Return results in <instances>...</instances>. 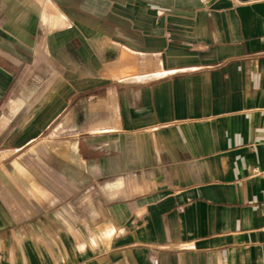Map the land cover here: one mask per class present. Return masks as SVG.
Masks as SVG:
<instances>
[{
	"label": "crops",
	"instance_id": "1",
	"mask_svg": "<svg viewBox=\"0 0 264 264\" xmlns=\"http://www.w3.org/2000/svg\"><path fill=\"white\" fill-rule=\"evenodd\" d=\"M264 0H0V264H264Z\"/></svg>",
	"mask_w": 264,
	"mask_h": 264
},
{
	"label": "built area",
	"instance_id": "2",
	"mask_svg": "<svg viewBox=\"0 0 264 264\" xmlns=\"http://www.w3.org/2000/svg\"><path fill=\"white\" fill-rule=\"evenodd\" d=\"M201 3H203V4H205L207 1H209V0H199ZM254 172L256 173V174H262V173H264V171H261L259 168H256L255 170H254ZM263 231H264V228H263ZM263 247H264V241H263Z\"/></svg>",
	"mask_w": 264,
	"mask_h": 264
}]
</instances>
